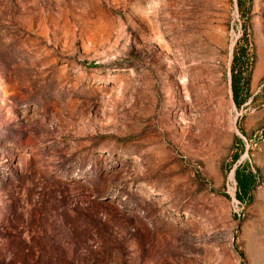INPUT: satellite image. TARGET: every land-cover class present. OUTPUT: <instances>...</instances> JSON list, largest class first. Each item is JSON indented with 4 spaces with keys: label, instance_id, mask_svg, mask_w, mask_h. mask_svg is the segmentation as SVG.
<instances>
[{
    "label": "rangeland",
    "instance_id": "374dc122",
    "mask_svg": "<svg viewBox=\"0 0 264 264\" xmlns=\"http://www.w3.org/2000/svg\"><path fill=\"white\" fill-rule=\"evenodd\" d=\"M0 264H264V0H0Z\"/></svg>",
    "mask_w": 264,
    "mask_h": 264
},
{
    "label": "trees",
    "instance_id": "16d2710c",
    "mask_svg": "<svg viewBox=\"0 0 264 264\" xmlns=\"http://www.w3.org/2000/svg\"><path fill=\"white\" fill-rule=\"evenodd\" d=\"M245 54V47L239 46L235 52L232 64V91L233 98L237 106H241L246 100V97H243L242 95V90L244 89L243 87L247 86L249 83L248 77L244 76L243 72L239 69L241 65L240 60L243 56H245ZM236 179L238 183L239 197L242 198L243 195L249 196L251 190L255 187V174L251 170L237 168Z\"/></svg>",
    "mask_w": 264,
    "mask_h": 264
}]
</instances>
